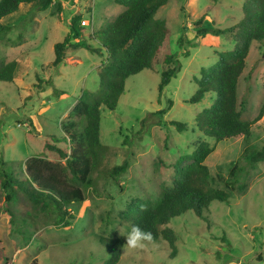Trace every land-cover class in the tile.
<instances>
[{"label":"rangeland","instance_id":"374dc122","mask_svg":"<svg viewBox=\"0 0 264 264\" xmlns=\"http://www.w3.org/2000/svg\"><path fill=\"white\" fill-rule=\"evenodd\" d=\"M122 1L126 0H56L45 11L36 3L22 4L0 21L8 28L0 33V63L18 65L12 82L0 81V159L5 172L21 176L24 162L34 156L55 163L56 153L46 149L47 142L67 150L61 126L81 94L99 88L106 52L96 32L124 10ZM244 2L168 0L157 11L155 19L169 31V46L159 64L125 81L113 111L100 108L99 140L107 151L91 174V187L84 189L86 199L69 206L73 218L66 224L54 227L38 214L33 224L22 226L20 217L26 212L35 215L30 204L24 199L7 204L1 190L0 264H106V243L120 236L124 245L117 264H264V162L250 169L244 156L247 149H259L264 142V112L249 138L216 142L204 137L194 122L215 95L208 94L197 104L185 103L197 90L200 71L233 47L230 35L198 37L194 22L202 18V29H227L243 18ZM78 13L88 44L102 54L68 50L63 64L53 68V45L63 40L70 19ZM168 54L177 63L164 64ZM175 65L179 71L159 93L161 73ZM263 82L264 43L252 42L237 87V106L245 121H253L262 107ZM169 102L170 109L158 114ZM172 122L185 124L186 129L178 132ZM202 141L212 149L204 162L211 186L226 192L229 203L213 201L203 218L187 211L172 219L168 227L175 235L173 258L162 239L129 248V221L122 218L127 206L135 201L154 206L162 189L191 161L179 166L176 162ZM123 163L127 171L113 175L112 169ZM233 170L243 190L225 185L232 181ZM6 208L14 213L15 224Z\"/></svg>","mask_w":264,"mask_h":264},{"label":"trees","instance_id":"16d2710c","mask_svg":"<svg viewBox=\"0 0 264 264\" xmlns=\"http://www.w3.org/2000/svg\"><path fill=\"white\" fill-rule=\"evenodd\" d=\"M54 1L56 0H0V21L17 12L22 4L36 3L39 11H45ZM167 1H122L120 5L124 6V10L110 24L96 32L101 49L106 52V59L101 64L98 76L99 88L95 93L83 92L67 116L68 121L62 124L61 129L65 135L63 141L69 144L67 150L46 143V149L56 153L55 163L42 157H31L24 162L21 176L17 177L2 169L5 163L0 159V191L5 192L6 203L15 204L24 199L35 213L33 216L26 212L20 217L22 226L33 224L38 214L47 217L54 227L66 224L73 218L69 206L86 199L84 189L91 187V174L107 151L99 140L100 108L113 111L124 93L125 81L130 76L152 69L160 63L163 51L169 46V31L162 21L155 19V15ZM243 13V18L237 24L223 30L200 28L202 18L194 22L198 28V37L206 34L230 35L233 41L231 50L219 53L212 66L200 71L195 79L197 90L185 102L197 104L206 95H215L212 104L203 109L194 122L204 137L216 142L238 137L249 138L252 126L261 119L264 112L263 101L256 118L245 121L237 106L238 81L245 69L250 45L252 42L264 43V0H245ZM81 22V15H74L63 40L53 45V68L63 64L68 50L85 49L102 54L100 48H92L88 44ZM7 30L0 23V33ZM185 56L189 55L186 53ZM174 62L177 63L173 55L163 57L166 65ZM17 66L14 61L0 63V81L12 82ZM178 71L179 68L175 65L161 73L159 93ZM262 88L264 92V82ZM170 107L171 102L166 110H161L158 114L164 115ZM171 124L178 132L186 129V125L182 123ZM211 152L209 144L202 141L191 155L180 158L176 162L177 166L185 161L191 162L176 173L169 186L162 189L161 197L154 206L139 201L129 204L126 212L122 214V218L129 221V232L133 226H139L144 232L151 233L150 241H166L171 250L170 257L173 258L176 252L175 235L168 227L169 222L187 211H193L203 218V211L213 201H230L226 192L211 186L209 169L204 163ZM244 156L250 169L264 162V142L259 149H247ZM126 171L127 164L123 163L113 168L112 174L120 175ZM235 172L236 170L231 172L232 181H225V185L231 187V190H243V185H237ZM6 211L10 214L11 222L14 221L15 224L14 213L9 208ZM15 231L20 232L19 229ZM106 245L109 255L106 264H117L124 245L123 237L111 239Z\"/></svg>","mask_w":264,"mask_h":264},{"label":"clouds","instance_id":"9594fccd","mask_svg":"<svg viewBox=\"0 0 264 264\" xmlns=\"http://www.w3.org/2000/svg\"><path fill=\"white\" fill-rule=\"evenodd\" d=\"M152 235L144 232L139 226H133L126 236V244L129 248L137 249L144 247V241H150Z\"/></svg>","mask_w":264,"mask_h":264}]
</instances>
